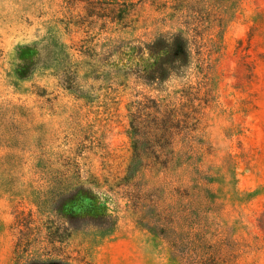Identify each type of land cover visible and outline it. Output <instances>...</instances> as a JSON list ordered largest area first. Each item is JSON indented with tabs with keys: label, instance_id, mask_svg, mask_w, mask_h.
<instances>
[{
	"label": "rangeland",
	"instance_id": "1",
	"mask_svg": "<svg viewBox=\"0 0 264 264\" xmlns=\"http://www.w3.org/2000/svg\"><path fill=\"white\" fill-rule=\"evenodd\" d=\"M37 253L264 264V0H0V264Z\"/></svg>",
	"mask_w": 264,
	"mask_h": 264
},
{
	"label": "trees",
	"instance_id": "2",
	"mask_svg": "<svg viewBox=\"0 0 264 264\" xmlns=\"http://www.w3.org/2000/svg\"><path fill=\"white\" fill-rule=\"evenodd\" d=\"M195 43L189 36V33L177 32V33H167L161 34L156 39L151 41L148 44H145L143 47V58L148 57L147 60L149 63H153L159 60H172L173 62L188 61L192 55V48ZM155 78L157 82L161 81L162 75L159 72H156ZM157 76V77H156ZM156 117L153 121V134L154 137L160 139V141L166 143V148H170L173 141L174 129L177 123L176 115L174 111L163 109L162 105L157 104L156 102ZM163 151L162 155L165 157ZM96 205H101L98 201ZM19 264H71L69 259L64 257L37 253L36 255L28 256L25 260L19 262Z\"/></svg>",
	"mask_w": 264,
	"mask_h": 264
}]
</instances>
